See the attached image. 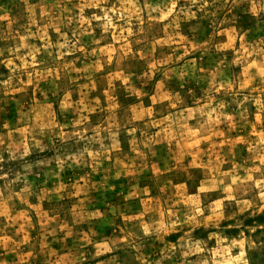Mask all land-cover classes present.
I'll return each mask as SVG.
<instances>
[{"label":"rangeland","instance_id":"rangeland-1","mask_svg":"<svg viewBox=\"0 0 264 264\" xmlns=\"http://www.w3.org/2000/svg\"><path fill=\"white\" fill-rule=\"evenodd\" d=\"M0 264H264V0H0Z\"/></svg>","mask_w":264,"mask_h":264}]
</instances>
